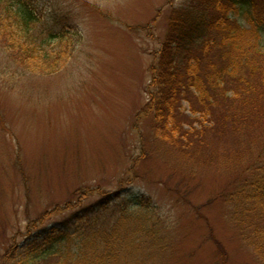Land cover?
<instances>
[{
  "label": "rangeland",
  "instance_id": "1",
  "mask_svg": "<svg viewBox=\"0 0 264 264\" xmlns=\"http://www.w3.org/2000/svg\"><path fill=\"white\" fill-rule=\"evenodd\" d=\"M27 1L45 35L65 26L74 35L50 46L49 67L42 58L15 63L0 35V264L20 258L42 228L59 227L71 215L63 207L97 200L94 189L119 188L151 196L180 241L175 264H223L215 239L226 264H264L216 199L226 178L201 168L181 185L186 173L174 172L177 161L157 139L152 116L140 114L170 0ZM147 24L156 39L128 27ZM88 192L82 201L74 195Z\"/></svg>",
  "mask_w": 264,
  "mask_h": 264
},
{
  "label": "trees",
  "instance_id": "2",
  "mask_svg": "<svg viewBox=\"0 0 264 264\" xmlns=\"http://www.w3.org/2000/svg\"><path fill=\"white\" fill-rule=\"evenodd\" d=\"M168 3L165 32L150 65L149 101L140 114L152 116L157 139L177 161L174 172L179 167L186 173L181 185L201 168L226 178L216 199L264 263V0ZM42 21L27 0H0V35L15 63L31 58L38 65L42 58L49 67L50 46L74 35L66 26L50 27L45 35ZM128 27L153 38L150 24ZM94 192L100 195L95 201L63 207L71 215L57 221L59 227L42 228L38 240L9 264H175L180 241L151 196L126 195L122 188ZM91 194L74 195L82 201ZM111 213L123 220L108 222ZM215 243L226 264L223 243Z\"/></svg>",
  "mask_w": 264,
  "mask_h": 264
}]
</instances>
